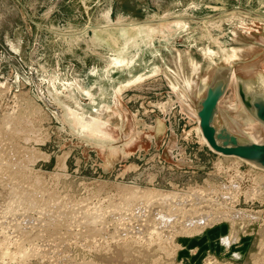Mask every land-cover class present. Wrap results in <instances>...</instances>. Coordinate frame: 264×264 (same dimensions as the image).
I'll return each instance as SVG.
<instances>
[{
	"label": "rangeland",
	"instance_id": "374dc122",
	"mask_svg": "<svg viewBox=\"0 0 264 264\" xmlns=\"http://www.w3.org/2000/svg\"><path fill=\"white\" fill-rule=\"evenodd\" d=\"M226 72L215 128L264 144V0H0V264H264V170L197 132Z\"/></svg>",
	"mask_w": 264,
	"mask_h": 264
},
{
	"label": "water",
	"instance_id": "95a60500",
	"mask_svg": "<svg viewBox=\"0 0 264 264\" xmlns=\"http://www.w3.org/2000/svg\"><path fill=\"white\" fill-rule=\"evenodd\" d=\"M229 79L227 72L218 74L213 84L208 87L205 98L199 103L198 118L202 135L215 153L257 162L260 164L259 167L264 169V144L242 143L226 129L217 130L214 126L218 105L226 92ZM245 94L247 95V93L242 92L244 98ZM245 103L251 112L254 107L255 117L264 123V98H255L252 105L247 99Z\"/></svg>",
	"mask_w": 264,
	"mask_h": 264
},
{
	"label": "bare ground",
	"instance_id": "6f19581e",
	"mask_svg": "<svg viewBox=\"0 0 264 264\" xmlns=\"http://www.w3.org/2000/svg\"><path fill=\"white\" fill-rule=\"evenodd\" d=\"M261 24H262V23H261ZM149 28H150V27H149ZM145 29H147V28H145ZM151 30H152V32H153V29H151ZM151 30H150V31H151ZM154 31H156V30H154ZM153 33H154V32H153ZM151 34H152V33H151ZM207 50H208V49H207ZM206 53H207V52H206ZM226 53H229V52H226ZM203 54H204V53H203ZM221 54H223V52H222ZM206 55H209V56L213 57V56L215 55V53H213V51H211V50H208V53H207ZM223 55H224V54H223ZM223 55H222V56H223ZM235 58H238V55H236V54H235V51L232 50L231 54L228 55V57H227V61H228L229 63H231V62H233V60H234ZM116 60H117V59H116ZM210 60H211V59H210ZM125 63H126V61H125ZM175 64H176V62H175ZM177 64H178V63H177ZM168 68H169V67H168ZM178 68H179V66H178ZM178 68H177V69H178ZM170 69H171V68H170ZM165 70H167V69H165ZM165 70H164V71H165ZM164 71H163V72H164ZM167 71H168V70H167ZM160 72H161V69H160ZM168 72H169V71H168ZM170 72H171V71H170ZM175 72H176V71H175ZM177 72H178V71H177ZM177 72H176V73H177ZM193 72H194V70L192 71V73H193ZM166 73H167V72H166ZM179 74H180V77L183 78V75H184V74H183L181 71H179ZM167 75H168V74H167ZM186 75H187V74H186ZM186 75H185V76H186ZM188 75H189V74H188ZM185 78H186V77H185ZM141 79H142V77H139V78L137 79L136 82H138V81L141 80ZM179 79H180V78H179ZM214 80H215V79H214ZM211 84H213V82H212ZM209 86H210V85H209ZM209 86H208V87H209ZM208 87H207V89H208ZM187 88H189V87H187ZM207 89H206V91H205V94H204V97H203V98H205V95H206ZM242 90H243V91H242ZM240 91L247 93V95L245 94L247 97L245 96V98H244L243 95H242V92H240ZM237 94H238V98H239V100L241 101L242 105L245 107V109L247 110V112L250 114V116L253 117V119L255 120V122H256L258 125H261V126L264 127V123L261 122L260 120H258V119L255 117V110H254V107L252 108L253 111L251 112V111L246 107V105H245V104H246V103H245V102H246V99L249 100V102H250L251 105H252V104L254 103V99H255V98H258V97H263V98H264V82H262L261 84H260V83L256 84V83H252V82H250V83H242V84H238V93H237ZM15 112H16V111H15ZM248 117H249V116H248ZM197 118H198V111H197ZM198 124H199V118H198ZM5 125H6V124H5ZM99 127H100V126H99V123H97V121H95V122H94V128L97 129V131H98ZM197 128H198L197 130H199V131H197V132H198V133L200 132V134H201L200 136H201L203 142L209 147L207 141L205 140V138H204L203 135H202L200 125H199ZM26 129H27V128H26ZM19 131H20V130H19ZM21 132H22V131H21ZM26 133H27V132H26ZM0 135H1V133H0ZM6 135H7V134H6ZM32 135H33V134H32ZM27 136H28V135H27ZM1 137H2V136H1ZM1 137H0V138H1ZM7 137H8V136H7ZM10 138H11V137H10ZM0 140H1V139H0ZM5 140H6V139H5ZM11 140H12V139H11ZM39 140H40V139H39ZM8 141H9V140H8ZM240 142H241V141H240ZM1 143H2V141H1ZM6 144H7V143H6ZM257 144H259V143H257ZM3 145H4V144H3ZM8 145H10V144H8ZM11 146H12V145H11ZM11 146H8L9 150H10ZM3 148L7 150V148L2 147V149H3ZM14 148H15V147H14ZM24 148H25V147H24ZM209 148H210V147H209ZM4 149H3V150H4ZM210 149H211V148H210ZM9 150H8V151H9ZM12 150H13V148H12ZM24 150H25V149H24ZM8 151L6 152V153H7V154H6V153H5V150H4L3 155H4V154H6V155L11 154V152H10L11 150L9 151V152H10L9 154H8ZM15 152H17V151L14 150V152H12V153L14 154ZM19 152H20V151L17 152V157L20 156L19 154H20L21 152H20V153H19ZM33 152L35 153V151H33ZM33 152L31 151L30 154H33ZM28 153H29V152H27V154H28ZM11 155H12V154H11ZM14 155H15V154H14ZM14 155H12V156H14ZM0 156H1V155H0ZM32 156H33V155H32ZM4 157H5V155H4ZM4 157H3V158H4ZM15 157H16V155H15ZM17 157H16V160L20 158V157H19V158H17ZM1 158H2V156H1ZM1 158H0V159H1ZM3 158H2L0 161H3V160H4ZM6 158H7V156H6ZM9 158H10V157H9ZM13 158H14V157H13ZM28 158H29V157H28ZM28 158L25 159V160H28ZM172 158H173V157H172ZM234 158H235V157H234ZM11 159H12V158H10L9 160H11ZM237 159H239V158H237ZM6 160H8V159H6ZM6 160H5L4 162H7ZM16 160H14V161L16 162ZM22 160L24 161V159H22ZM22 160H21V161H22ZM239 160H241V161H245V162H247V163L253 165L254 167L256 166V167H258L259 169H262V168L259 167L260 164H257V162L248 161V160H242V159H239ZM226 161H227V160H226ZM12 162H13V160H12ZM26 162H28V161H26ZM8 163H9V162H8ZM10 163H11V162H10ZM28 163H29V162H28ZM2 164H3V163H2ZM4 164H5V163H4ZM16 164H17V163H16ZM19 164L21 165V162H20ZM5 165H7V164H5ZM13 165L15 166V163H13ZM20 165H17V166H20ZM25 165H26V164H25ZM219 165H221V163H220ZM1 166H2V165H1ZM1 166H0V167H1ZM3 166H4V165H3ZM5 167H6V166H5ZM10 167L12 168L13 166L11 165ZM15 167H16V166H15ZM2 168H3V167H2ZM2 168H1V169H2ZM17 168H18V167H17ZM19 168H20V167H19ZM26 168H27V167H26ZM1 169H0V170H1ZM6 169H8V168H6ZM13 169H15V168L13 167ZM28 169H29V168H28ZM230 169H231V168H230ZM25 170H26V169H25ZM262 170H264V169H262ZM1 171H3V169H2ZM28 171H29V170H28ZM30 171H31V170H30ZM6 172H7V171H6ZM19 173H20V172H19ZM23 173H24V172H23ZM8 174L10 175V173H8ZM3 175H4V174H3ZM16 175H17V174H16ZM58 175H59V174H58ZM5 176H6V175H5ZM250 176H251V175H250ZM6 177H7V176H6ZM6 177H5V178H6ZM19 177H20V176H19ZM22 177H23V176H22ZM14 180H15V179H14ZM26 180H27V179H26ZM263 181H264V180H263ZM9 182H10V180H9ZM13 182H14V181H13ZM57 182H58V181H57ZM18 184H19V183H18ZM210 186H211V185H210ZM125 187H126V186H125ZM128 187H129V186H128ZM134 187H135V186H134ZM230 187H231V186H230ZM17 188H18V187H17ZM40 189H41V187H40ZM131 189H132V188H131ZM131 189H130V190H131ZM134 189H136V187H135ZM139 189H140V188H139ZM144 189H145V188H144ZM235 189H236V187H235ZM16 190H17V189H16ZM45 191H46V190H45ZM127 191H129L128 188H127ZM127 191H126V192H127ZM132 191H134V190L132 189ZM142 191H144V193H142L141 196H143V197H147V198L149 197V198H151V199H154L156 202L159 201L160 204H161L162 206L165 205V204H166V206H168L167 204L171 203V201H173V199L176 200V198L179 196L178 194H180V193L176 194V193H172V192H170V193H165V194H164V193H161L159 190H157V191H156V190H155V191H152V190H148V191L142 190ZM227 191H228V190H227ZM138 192H139V191H138ZM133 193H134V192H133ZM135 193H137V191H136ZM233 193H234V192H233ZM11 194H12V193H11ZM11 194H10V195H11ZM46 194H47V193H46ZM123 194H124V193H123ZM137 195H139V194H137ZM177 195H178V196H177ZM45 196H46V195H45ZM141 196H140V197H141ZM184 196H185V195H184ZM260 196H261V195H260ZM182 197H183V196H182ZM120 198H121V197H120ZM137 198H138V197H137ZM180 198H181V197H180ZM50 199H51V198H50ZM128 199H129V198H128ZM140 199H142V197L139 198L138 200H140ZM143 199H144V198H143ZM143 199H142V200H143ZM259 199H260V198H259ZM41 200H42V199H41ZM175 200H174V201H175ZM177 200H178V198H177ZM177 200H176V201H177ZM179 200H180V199H179ZM222 200H223V199H222ZM145 201H146V199H145ZM155 201H152V203L155 202ZM174 201H173V202H174ZM124 202H125V201H124ZM139 202H140V201H139ZM141 202H143V201H141ZM148 202H150V200L147 201V203H148ZM181 202H182V201H181ZM232 202H233V201H232ZM10 203H11V202H10ZM136 203H137V202H136ZM174 203H175V202H174ZM177 203H178V202H177ZM134 204H135V203H134ZM139 204H140V203H139ZM145 204H146V203H145ZM153 204H154V203H153ZM153 204H152V205H153ZM155 204H156V203H155ZM175 204H176V203H175ZM181 204H182V203H181ZM128 205H129V204H128ZM128 205H127V206H128ZM147 205H148V204H147ZM150 205H151V204H150ZM157 205H159V203H157ZM183 205H184V201H183ZM221 205H222V204H221ZM140 206H141V205H140ZM148 206H149V205H148ZM148 206H147V207H148ZM155 206H156V205H154L153 207H155ZM166 206H165V208H166ZM169 206H171V208L173 207L172 204H171V205L169 204ZM175 206H176V205H175ZM130 207H131V206H130ZM141 207H142V206H141ZM149 207H150V206H149ZM149 207H148V208H149ZM156 207H157V206H156ZM156 207H155V208H156ZM159 207H161V206H159ZM178 207H179V206H178ZM138 208H139V207H138ZM143 208H144V207H143ZM148 208H147V209H148ZM151 208H152V207H151ZM162 208H163V207H162ZM165 208H164V209H165ZM171 208H170V209H171ZM174 208H175V207H174ZM174 208H173V209H174ZM222 208H223V207H222ZM145 209H146V206H145ZM176 209H177V208H176ZM190 209H191V208H190ZM190 209H189V210H190ZM202 209H203V208H202ZM202 209H201V211H202ZM206 209H208V208H206ZM211 209H212V208H211ZM78 210H79V209H78ZM136 210H137V209H136ZM138 210H139V209H138ZM149 210H150V208H149ZM149 210H147V211H149ZM157 210H158V209H157ZM166 210H167V209H166ZM171 210H172V209H171ZM171 210H169V211H171ZM177 210H178V209H177ZM181 210H183V209H181ZM189 210H188L187 212H189ZM194 210H195V209H194ZM209 210H210V209H209ZM140 211H141V210H140ZM143 211H144V209H143ZM154 211H155V210H154ZM160 211H161V210H160ZM160 211H159V213H160ZM162 211H164V210H162ZM172 211H173V210H172ZM178 211H179V210H178ZM184 211H186V210H184ZM192 211H193V209H192ZM232 211H233V210H232ZM136 212H137V211H136ZM174 212H175V211H174ZM179 212H180V211H179ZM182 212H183V211H182ZM187 212H186V213H187ZM193 212H194V211H193ZM196 212H198V210H197ZM62 213H63V212H62ZM146 213H149V212H146ZM150 213H152V212L150 211ZM150 213H149V214H150ZM159 213H158V214H159ZM163 213H164V212H163ZM171 213H172V212H171ZM175 213H176V212H175ZM175 213H174V214H175ZM177 213H178V212H177ZM180 213H181V212H180ZM180 213H178V214H180ZM228 213H230V212H228ZM228 213H227V214H228ZM231 213H232V212H231ZM242 213H244V212H242ZM242 213L240 212V214H242ZM69 214H70V213H69ZM69 214H66V215H69ZM164 214H165V213H164ZM168 214H169V213H168ZM168 214L166 213L165 215H168ZM187 214H190V215L192 216L191 213H187ZM208 214H209V213H208ZM208 214H206V215H208ZM130 215H131V214H130ZM156 215H157V213H156ZM156 215H155V216H156ZM160 215H161V214H160ZM160 215H159V216H160ZM162 215H163V214H162ZM190 215H189V216H190ZM193 215H196V214L194 213ZM204 215H205V214H204ZM222 215H224V214H222ZM222 215H221V217H222ZM230 215H231V214H230ZM233 215H235V214H233ZM233 215H232V216H233ZM62 216H63V215H62ZM74 216H75V215H74ZM117 216H118V215H117ZM159 216H158V218H157V221H158V219L160 218ZM163 216H164V215H163ZM169 216H170V215H169ZM172 216H173V214L171 215V217H172ZM175 216H177V215H174V218H173V219H176ZM180 216H181V214H180ZM183 216H186V215L183 214ZM191 216H190V217H191ZM198 216H199V215H197V217H198ZM209 216H210V214H209ZM219 216H220V215H219ZM225 216H228V215L225 214ZM50 217H51V216H50ZM57 217H58V215H57ZM59 217H60V216H59ZM63 217H64V216H63ZM129 217H130V216H129ZM129 217H128V218H129ZM134 217H135V216H134ZM148 217H149V216H148ZM161 217H162V216H161ZM166 217H167V216H166ZM166 217H165V218H166ZM177 217H178V216H177ZM194 217H195V216H194ZM197 217H196V218H197ZM243 217H244V215H243ZM47 218H48V217H47ZM53 218H54V217H53ZM60 218H61V217H60ZM153 218H155V217H153ZM178 218H179V217H178ZM181 218H182V216H181ZM183 218H186V217H183ZM187 218L189 219V217H187ZM187 218H186V219H187ZM50 219H51V218H50ZM55 219H56V218H55ZM62 219H65V218H62ZM62 219H61V220H62ZM69 219H70V218H69ZM160 219H164V218H160ZM168 219H169V217H168ZM222 219H223V218H222ZM39 220H40V219H39ZM153 220H154V219H153ZM170 220H171V222L173 221L172 218H171ZM176 220H177V219H176ZM182 220H183V219H182ZM182 220H181V221H182ZM227 220H228V219H227ZM229 220H230V219H229ZM44 221H45V220H44ZM52 221H53V220H52ZM56 221H57V219H56ZM59 221H60V220H59ZM59 221H58V222H59ZM66 221H67V220H66ZM157 221H156V222H157ZM163 221H164V220H162V222H163ZM166 221H168L167 224L170 222L169 220H166V219H165V223H166ZM181 221L179 222V224L181 223ZM184 221H185V220H184ZM61 222H62V221H61ZM61 222H59V223H61ZM158 222H159V221H158ZM158 222H157V223H158ZM171 222H170V223H171ZM175 222H176V221H175ZM201 222L203 223L202 227H205L204 225H206L207 223H206V222H203V220H202ZM48 223H49V222H48ZM52 223H53V222H52ZM59 223H58V224H59ZM62 223H63V222H62ZM62 223H61V224H62ZM100 223H101V222H100ZM127 223H128V222H127ZM159 223H160V222H159ZM172 223L174 224V221H173ZM63 224H64V223H63ZM176 224H178V222H177ZM35 225H36V224H35ZM48 225H49V224H48ZM56 225H57V224H55V226H56ZM162 225H163V224H162ZM162 225H161V226H162ZM181 225L183 226L184 224L181 223ZM195 225H196V224H195ZM51 226H52V225H51ZM51 226H50V227H51ZM69 226H70V225H69ZM165 226H167V225H165ZM47 227L49 228V226H47ZM59 227H61V226H59ZM170 227L172 228L173 225L171 226V224H170ZM196 227H198V226L196 225ZM209 227H210V226H209ZM209 227H207V228H209ZM52 228H53V227H52ZM159 228H160V227H159ZM162 228H163V227H162ZM162 228H161V229H162ZM184 228H185V227H184ZM168 229H169V228H168ZM49 230H50V229H49ZM173 230H174V229H173ZM205 230H206V229H204L202 232H204ZM88 231H89V230H88ZM175 231H176V230H175ZM185 231H186V230H185ZM197 233H198V232H197ZM156 235H157V234H156ZM174 238H175V237H174ZM230 240H231V239H230ZM232 240H233V239H232ZM227 241H228V239H227ZM233 241H235V239H234ZM225 242H226V241H225ZM230 242H231V241H230ZM226 243H227V242H226ZM227 245H228V244H227Z\"/></svg>",
	"mask_w": 264,
	"mask_h": 264
},
{
	"label": "built area",
	"instance_id": "2783aa9c",
	"mask_svg": "<svg viewBox=\"0 0 264 264\" xmlns=\"http://www.w3.org/2000/svg\"><path fill=\"white\" fill-rule=\"evenodd\" d=\"M200 201V200H199ZM202 201V200H201ZM198 201H196V203H197ZM199 218H200V220H199V222H200V225L202 226L203 225V223L201 222L202 220H203V222H206L207 223V225H210L211 224V226H210V228L212 227H215L216 225L215 224H218L219 223V220L220 219H222V217H221V214H220V217H219V214H213V215H211V216H209V215H201V216H199ZM206 230H207V228H205ZM205 230V231H206ZM204 231V232H205Z\"/></svg>",
	"mask_w": 264,
	"mask_h": 264
},
{
	"label": "crops",
	"instance_id": "0c3cea01",
	"mask_svg": "<svg viewBox=\"0 0 264 264\" xmlns=\"http://www.w3.org/2000/svg\"><path fill=\"white\" fill-rule=\"evenodd\" d=\"M205 233V232H204ZM193 249H195V248H193ZM195 251H196V253L198 252V248L197 249H195ZM193 256V255H192ZM195 256V255H194Z\"/></svg>",
	"mask_w": 264,
	"mask_h": 264
}]
</instances>
